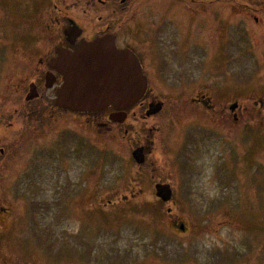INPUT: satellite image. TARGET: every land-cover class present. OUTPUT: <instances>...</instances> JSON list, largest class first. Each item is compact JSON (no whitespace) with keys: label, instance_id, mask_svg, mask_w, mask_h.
Returning a JSON list of instances; mask_svg holds the SVG:
<instances>
[{"label":"rangeland","instance_id":"rangeland-1","mask_svg":"<svg viewBox=\"0 0 264 264\" xmlns=\"http://www.w3.org/2000/svg\"><path fill=\"white\" fill-rule=\"evenodd\" d=\"M51 5L0 0V135L18 149L16 165L0 169V206L10 211L0 222V264H115L104 255L116 243L132 260L165 248L172 264H264V46L215 57L196 32L192 71L169 58V69L150 75L164 108L146 123L133 119L128 135H97L69 111L43 117L41 102L24 100L25 81L38 76L29 51ZM251 28L258 39L253 20ZM197 93L210 106L188 102ZM231 100L239 119L226 109L231 117L213 122L223 138H207L211 117ZM142 139L151 154L137 165L131 152ZM156 183L170 184V201L155 195Z\"/></svg>","mask_w":264,"mask_h":264},{"label":"flooded vegetation","instance_id":"flooded-vegetation-1","mask_svg":"<svg viewBox=\"0 0 264 264\" xmlns=\"http://www.w3.org/2000/svg\"><path fill=\"white\" fill-rule=\"evenodd\" d=\"M50 8L48 22L45 23V33L36 35V45L29 51V57L33 60L38 76L34 80L27 79L22 92L27 93L29 84L35 82L38 97L31 101L24 100L25 102L35 100L41 102L44 108L38 110L44 114H42L43 117L47 113L53 116L49 113L51 110L69 111L76 118H80V125L84 124L83 126L95 132L94 134L108 137L109 135H118L121 131H123V136L128 135L133 119H140L146 123L151 117L145 115L150 103L162 101L164 108L167 101L161 99L159 95L153 94L156 84L151 83L150 75L157 72L162 74L161 68H167L164 65L169 58L181 60L180 68L190 67L187 70L192 71L191 67L194 66L195 60L193 42L196 32L201 33V37L206 40L208 47L206 52L215 57L230 54L240 56L247 54L249 49L264 46V0H254L251 3L243 4L235 0H52ZM181 15L184 16L183 19H180ZM251 20H253L256 30L262 34L258 39H255V35L250 32L252 29ZM244 21L248 22V26L244 25ZM74 25L78 28H75ZM70 27L72 31L66 34ZM246 30L251 34L243 40L238 33ZM78 31L79 34H77ZM107 34L114 36V41L119 49L129 48L137 55L142 72L147 77V90L144 97L139 103L126 110V118L123 121L122 114L113 107L92 112H74L60 108L55 104L56 91L63 79L62 75L50 66L51 60L57 56V51L59 49L75 51L83 42H91L95 38ZM136 34L139 35V39L136 38ZM47 72H53L56 77L55 85L51 88L45 86ZM177 83V87L182 90L185 85H189L188 82H184L183 78L177 79ZM159 84L163 85V83ZM169 86L170 84L167 85V87ZM204 86L210 87L209 85ZM212 90L225 92V87L217 86ZM52 100L53 106H51ZM188 102L210 106L208 105L210 99L205 96V93L190 96ZM232 104H236L235 110L237 108L239 110L237 100H231L229 103L223 104V108H218L220 119L214 115L211 117L210 122L213 125L211 123L208 125L214 130L213 134H209L207 138L216 137V135L223 138L221 136L222 127L213 122L221 124L223 119L231 116L235 121L239 119L237 113H233L231 116L226 114V109L230 110L229 107ZM177 107H181V105H177ZM34 112L33 110L29 112L30 117H39ZM252 128L255 127L252 126ZM246 134L249 136L250 143L252 141L254 143L256 139L254 133ZM14 138L11 142L5 143L4 137L0 135V169L7 170L11 164L16 165L18 149L15 146L17 141H14ZM139 145L144 147L145 164H147L151 154L150 143L142 139ZM222 145L226 149L224 140ZM0 212H2L0 213V222L4 219V215L10 216V211L5 206H0ZM122 233L113 232L112 235L115 236L114 239L122 240ZM114 246L115 249L111 252L105 250L106 254L103 255L105 257L113 256V259L117 260L115 264H159V258L165 261L164 264H172L170 263L171 255H168L165 248L163 253H157L155 249L149 250L132 260L128 251L120 248L117 243ZM138 258L140 260H137ZM102 260L100 263L94 260V263L103 264Z\"/></svg>","mask_w":264,"mask_h":264},{"label":"water","instance_id":"water-1","mask_svg":"<svg viewBox=\"0 0 264 264\" xmlns=\"http://www.w3.org/2000/svg\"><path fill=\"white\" fill-rule=\"evenodd\" d=\"M71 31L70 27L66 34ZM50 66L63 75L56 93V105L75 112L98 111L112 105L120 111L123 121L126 117L124 110L141 100L147 90V78L142 73L138 57L128 48L119 49L110 34L83 42L75 51L59 49ZM45 80L46 87H52L55 74L48 72ZM37 96V87L31 83L26 100ZM162 106V102L150 103L146 115L159 113ZM235 107L233 104L230 109ZM132 157L138 165L142 164L145 161L144 147L135 148ZM155 195L168 202L172 189L168 183H157ZM179 228L184 230V224Z\"/></svg>","mask_w":264,"mask_h":264}]
</instances>
